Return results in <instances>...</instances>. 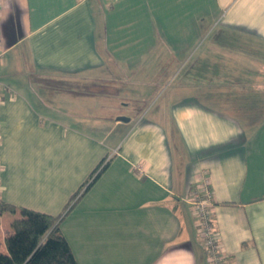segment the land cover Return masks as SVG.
<instances>
[{"label":"crops","instance_id":"1","mask_svg":"<svg viewBox=\"0 0 264 264\" xmlns=\"http://www.w3.org/2000/svg\"><path fill=\"white\" fill-rule=\"evenodd\" d=\"M105 157L59 222L78 264H206L203 173L225 263L264 264V0H0V252Z\"/></svg>","mask_w":264,"mask_h":264},{"label":"trees","instance_id":"2","mask_svg":"<svg viewBox=\"0 0 264 264\" xmlns=\"http://www.w3.org/2000/svg\"><path fill=\"white\" fill-rule=\"evenodd\" d=\"M103 158L66 203L62 213L51 215L20 207L19 216L11 222V233L5 239L6 253L0 252V264H78L59 228L62 216L104 169L108 160ZM84 186V187H83ZM81 191V192H80ZM3 211L14 212L15 207L0 200Z\"/></svg>","mask_w":264,"mask_h":264},{"label":"built area","instance_id":"3","mask_svg":"<svg viewBox=\"0 0 264 264\" xmlns=\"http://www.w3.org/2000/svg\"><path fill=\"white\" fill-rule=\"evenodd\" d=\"M189 195V204L203 241L206 264H226L213 218L212 190L209 179L204 173L200 175L196 184L190 189Z\"/></svg>","mask_w":264,"mask_h":264},{"label":"rangeland","instance_id":"4","mask_svg":"<svg viewBox=\"0 0 264 264\" xmlns=\"http://www.w3.org/2000/svg\"><path fill=\"white\" fill-rule=\"evenodd\" d=\"M149 76V75H148ZM151 76V75H150ZM43 80L45 81H51V82H56V81H61V82H64V79L61 78L60 80H57V79H52V78H43ZM233 91V90H232Z\"/></svg>","mask_w":264,"mask_h":264},{"label":"water","instance_id":"5","mask_svg":"<svg viewBox=\"0 0 264 264\" xmlns=\"http://www.w3.org/2000/svg\"><path fill=\"white\" fill-rule=\"evenodd\" d=\"M118 118H119L120 120H125V121L128 120V117H124V116H119Z\"/></svg>","mask_w":264,"mask_h":264}]
</instances>
